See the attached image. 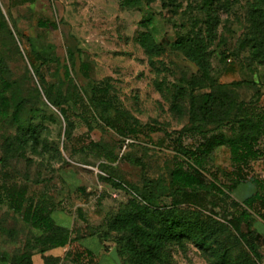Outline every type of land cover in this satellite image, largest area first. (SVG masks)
Returning a JSON list of instances; mask_svg holds the SVG:
<instances>
[{"label": "rangeland", "instance_id": "rangeland-1", "mask_svg": "<svg viewBox=\"0 0 264 264\" xmlns=\"http://www.w3.org/2000/svg\"><path fill=\"white\" fill-rule=\"evenodd\" d=\"M197 1L176 0L177 5L165 7L163 0H0V58L5 75L20 82L23 94L30 98L29 105H36L42 113L34 119L41 133L38 150L12 153L5 168L2 159L7 155V142L17 132L10 118L0 117V253L22 254L27 240L43 232L27 222L22 212L10 208L7 198L10 192H17L25 196L23 209L40 210L52 224L70 229L68 247L47 252L63 255L60 264H118L110 256L116 233L108 231V222L132 198L129 186H141L143 181L141 167L128 159H143L155 176L167 175L165 166L182 158L175 157L177 130L186 119H179L170 110V96L158 82L165 80L188 88L196 72V66L173 43L191 30L205 29L201 22L204 12ZM230 1L215 7L220 22L210 44L213 75L222 84L249 82L235 89L240 100L252 101L254 116L264 123V67L252 62L247 49L238 46L248 24L249 0ZM2 15L13 36L3 28ZM148 36L164 48L156 58L164 65L160 63L158 68L150 65L143 47ZM27 38H32L37 47L53 48L58 57V66L51 63L43 67L52 98L60 84L63 92L68 90L64 72L69 67L80 93L90 95L91 87L96 85L98 95L110 99L116 109L73 106L75 127L68 135L61 111L49 102L37 83ZM83 63L86 69L81 70ZM251 80L258 84L251 85ZM36 85L39 95L34 90ZM125 112L142 125L134 124ZM132 128L137 131L132 133ZM215 132L236 135L227 126ZM198 140V135L182 137L188 147H195ZM204 169L208 184L214 179L218 184H231L225 176L235 170L229 148H215ZM246 172L249 184L236 186V198L248 196L256 188L264 191L262 158L252 161ZM170 200L165 198L163 203ZM179 206L196 208L187 200L179 201ZM209 214L203 211L201 215L205 218ZM254 228L264 234L261 223ZM93 231L96 234L91 236ZM171 256L170 264H210L193 244L173 246ZM33 257L34 264H43L37 250ZM120 264L128 262L120 259Z\"/></svg>", "mask_w": 264, "mask_h": 264}, {"label": "trees", "instance_id": "trees-1", "mask_svg": "<svg viewBox=\"0 0 264 264\" xmlns=\"http://www.w3.org/2000/svg\"><path fill=\"white\" fill-rule=\"evenodd\" d=\"M226 2L231 1H197L204 12L201 22L205 29H200V32L191 30L173 43L197 68L188 88L165 80L158 82L161 90L170 96V110L179 119H186L184 126L177 130L178 152L175 157L182 158L173 165L165 166L164 172L167 175L162 173L154 176L143 159L127 157L141 167L142 185L129 186L132 198L108 222V231L116 233L113 248H116L120 259L128 264H170L171 248H185L187 244L200 248L210 264H264L261 248L264 238L253 228V222L248 216L251 212L264 220V191L256 188L242 200L237 199L233 193L236 186L248 180L246 171L251 168L252 161L259 157L264 161V123L254 116L256 107L251 104L252 101L240 100L235 89L249 82L220 83L213 75L211 62L210 44L220 22L215 7ZM174 5H177L176 0H163L165 7ZM247 20L243 36L238 39V46L247 49L248 58L252 62L264 67V0H249ZM2 25L13 36L4 17ZM27 43L31 48L29 59L37 83L49 102L61 111L68 135L75 127L71 117L73 106L116 109L110 99L98 95L99 87L96 85L91 87L90 95L80 93L69 67L64 72L68 90L63 92L60 84L57 95L52 98L43 67L51 63L58 66V57L53 48L44 45L37 47L32 38H27ZM143 47L152 67L158 68L160 63L164 65L156 59L164 48L153 36L145 38ZM0 68H3L0 76V117L10 118L17 132L7 142V155L2 159L5 168L7 158L12 153L21 154L28 148L34 152L38 150L41 133L34 119L42 113L36 105H29L30 98L23 94L20 82L5 75V64L1 58ZM82 69H86V64H81ZM250 83L258 84L255 80ZM34 90L40 94L37 85ZM232 109L234 112L231 115ZM125 114L134 124L142 125L134 116ZM225 126L235 130L236 135L227 136L223 132H215ZM136 131L135 128L131 129L132 133ZM186 135L200 136L195 147L182 143V137ZM95 145L104 148L100 142ZM220 146L229 148L231 162L235 166L233 172L225 173L232 182L229 185L218 184L216 179L210 184L204 180L205 164L212 151ZM177 196L180 197L179 201L187 200L196 208H181ZM165 198H171L170 202L163 203ZM7 201L11 209L22 212L27 222L43 232L27 240L22 254L10 256L0 253V264H34L35 250L42 255L43 264H60L59 255L47 252L71 243L70 229L52 224L51 219L40 210L23 209L26 202L23 193L10 192ZM203 211L210 214L204 218L201 215ZM95 234L93 231L90 235Z\"/></svg>", "mask_w": 264, "mask_h": 264}, {"label": "crops", "instance_id": "crops-1", "mask_svg": "<svg viewBox=\"0 0 264 264\" xmlns=\"http://www.w3.org/2000/svg\"><path fill=\"white\" fill-rule=\"evenodd\" d=\"M248 181H245V182H242V183H240L239 185H246V184H249V183H247ZM247 196V195H246ZM246 196H244V197H246ZM244 197H241V198H237V199H239V200H242ZM248 216L250 217V219L252 220V222H253V228H254V226H255V224L256 223H261L262 225H264V220L262 219V218H260V217H258V216H256V215H254L255 217H253V213H252V215L249 213L248 214ZM255 229V228H254ZM256 230V229H255ZM257 231V230H256ZM257 233L262 237V238H264V234L263 233H261V232H259V231H257ZM87 243V242H86ZM68 247V246H67ZM262 251H263V253H264V245H262ZM63 249L65 250L66 249V247H63ZM54 255H56V254H54ZM59 256H63V255H59ZM74 261V260H73ZM69 264H81V263H79V262H77V261H74V262H72V261H70V263Z\"/></svg>", "mask_w": 264, "mask_h": 264}, {"label": "water", "instance_id": "water-1", "mask_svg": "<svg viewBox=\"0 0 264 264\" xmlns=\"http://www.w3.org/2000/svg\"><path fill=\"white\" fill-rule=\"evenodd\" d=\"M98 237L100 238V234H98ZM110 256L118 263L120 264V257L118 256L116 248H112L110 251Z\"/></svg>", "mask_w": 264, "mask_h": 264}]
</instances>
